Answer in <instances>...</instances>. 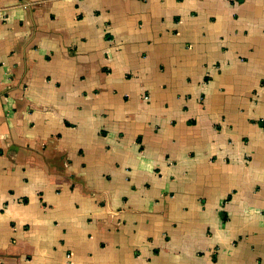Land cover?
I'll use <instances>...</instances> for the list:
<instances>
[{"label":"crops","instance_id":"crops-1","mask_svg":"<svg viewBox=\"0 0 264 264\" xmlns=\"http://www.w3.org/2000/svg\"><path fill=\"white\" fill-rule=\"evenodd\" d=\"M0 264H264V0H0Z\"/></svg>","mask_w":264,"mask_h":264}]
</instances>
